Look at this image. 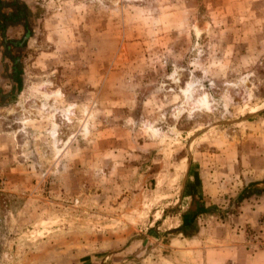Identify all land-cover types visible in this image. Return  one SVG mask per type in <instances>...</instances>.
<instances>
[{
	"label": "rangeland",
	"instance_id": "rangeland-1",
	"mask_svg": "<svg viewBox=\"0 0 264 264\" xmlns=\"http://www.w3.org/2000/svg\"><path fill=\"white\" fill-rule=\"evenodd\" d=\"M17 1L0 264H264V0Z\"/></svg>",
	"mask_w": 264,
	"mask_h": 264
},
{
	"label": "crops",
	"instance_id": "crops-1",
	"mask_svg": "<svg viewBox=\"0 0 264 264\" xmlns=\"http://www.w3.org/2000/svg\"><path fill=\"white\" fill-rule=\"evenodd\" d=\"M1 2V1H0ZM5 5H6V3L5 4H3V3H0V9L2 8V7H5ZM20 6H21V4L16 0H13L12 1V3H10L9 5H6V7H11V9H12V12L14 11V10H16V11H19V10H23V8H20ZM14 13H15V11H14Z\"/></svg>",
	"mask_w": 264,
	"mask_h": 264
},
{
	"label": "trees",
	"instance_id": "trees-1",
	"mask_svg": "<svg viewBox=\"0 0 264 264\" xmlns=\"http://www.w3.org/2000/svg\"><path fill=\"white\" fill-rule=\"evenodd\" d=\"M13 14H14V13H13ZM15 14H16V12H15ZM260 190H261V189H259V188H252V189L246 191L244 194H242V195L239 197V200L246 198L247 196H249V194L258 193ZM201 205H202V204H201Z\"/></svg>",
	"mask_w": 264,
	"mask_h": 264
},
{
	"label": "bare ground",
	"instance_id": "bare-ground-1",
	"mask_svg": "<svg viewBox=\"0 0 264 264\" xmlns=\"http://www.w3.org/2000/svg\"><path fill=\"white\" fill-rule=\"evenodd\" d=\"M202 104H204V105H209L206 96L203 97V103H202ZM55 133H56V132H55Z\"/></svg>",
	"mask_w": 264,
	"mask_h": 264
}]
</instances>
